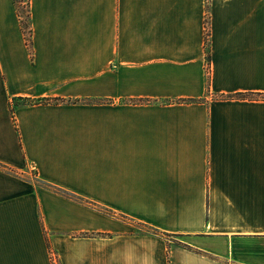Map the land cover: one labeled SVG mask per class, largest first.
I'll list each match as a JSON object with an SVG mask.
<instances>
[{
    "label": "crops",
    "instance_id": "1",
    "mask_svg": "<svg viewBox=\"0 0 264 264\" xmlns=\"http://www.w3.org/2000/svg\"><path fill=\"white\" fill-rule=\"evenodd\" d=\"M28 17L0 0V264H264V0Z\"/></svg>",
    "mask_w": 264,
    "mask_h": 264
},
{
    "label": "rangeland",
    "instance_id": "2",
    "mask_svg": "<svg viewBox=\"0 0 264 264\" xmlns=\"http://www.w3.org/2000/svg\"><path fill=\"white\" fill-rule=\"evenodd\" d=\"M17 1V7L19 10L20 15L22 16L23 25L25 27V30L28 33L29 30V17H28V3L27 0H16ZM141 229L147 230L148 228L145 226H141Z\"/></svg>",
    "mask_w": 264,
    "mask_h": 264
},
{
    "label": "trees",
    "instance_id": "3",
    "mask_svg": "<svg viewBox=\"0 0 264 264\" xmlns=\"http://www.w3.org/2000/svg\"><path fill=\"white\" fill-rule=\"evenodd\" d=\"M15 3H16V5H17V1L15 0ZM27 3H28V0H27Z\"/></svg>",
    "mask_w": 264,
    "mask_h": 264
}]
</instances>
